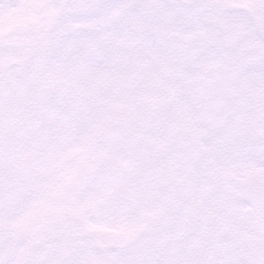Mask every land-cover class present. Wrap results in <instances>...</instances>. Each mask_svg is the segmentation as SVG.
Listing matches in <instances>:
<instances>
[{
  "label": "snow or ice",
  "instance_id": "obj_1",
  "mask_svg": "<svg viewBox=\"0 0 264 264\" xmlns=\"http://www.w3.org/2000/svg\"><path fill=\"white\" fill-rule=\"evenodd\" d=\"M0 264H264V0H0Z\"/></svg>",
  "mask_w": 264,
  "mask_h": 264
}]
</instances>
